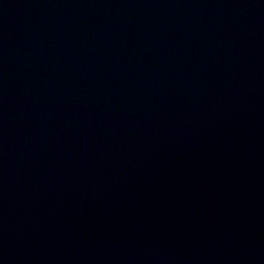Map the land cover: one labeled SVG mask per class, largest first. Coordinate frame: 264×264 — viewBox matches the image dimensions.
Returning <instances> with one entry per match:
<instances>
[{
  "label": "water",
  "instance_id": "95a60500",
  "mask_svg": "<svg viewBox=\"0 0 264 264\" xmlns=\"http://www.w3.org/2000/svg\"><path fill=\"white\" fill-rule=\"evenodd\" d=\"M0 264H264V0H0Z\"/></svg>",
  "mask_w": 264,
  "mask_h": 264
}]
</instances>
